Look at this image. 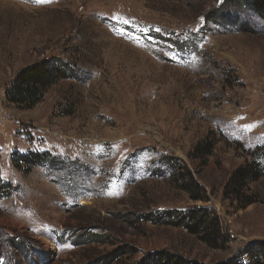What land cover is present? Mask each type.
<instances>
[{"label": "rangeland", "instance_id": "374dc122", "mask_svg": "<svg viewBox=\"0 0 264 264\" xmlns=\"http://www.w3.org/2000/svg\"><path fill=\"white\" fill-rule=\"evenodd\" d=\"M45 59L69 75L32 108L9 102L18 73ZM261 148L264 18L248 5L0 0V178L11 191L0 196V264H144L161 253L256 264L264 176L240 199L225 186L253 159L264 169ZM30 151L53 159L18 160ZM199 207L216 212L223 247L172 223Z\"/></svg>", "mask_w": 264, "mask_h": 264}, {"label": "trees", "instance_id": "16d2710c", "mask_svg": "<svg viewBox=\"0 0 264 264\" xmlns=\"http://www.w3.org/2000/svg\"><path fill=\"white\" fill-rule=\"evenodd\" d=\"M227 2L239 6L246 4L255 14L264 18V0H227ZM67 75H69V72L65 64L59 66L52 62L51 59H45L22 69L13 83L6 89V98L9 102L19 107L32 108L43 100L45 93L52 85L67 77ZM199 148L205 154H210L214 145L210 147L200 146ZM259 150H261V153L264 155V148ZM49 153V151H30L18 155L17 158L23 163L33 167L35 164L51 161L53 158L49 156ZM173 165L177 167V170L179 169V175L182 173L183 169L186 171L185 174H181L184 181L181 187L189 192L197 191V195L200 196V186L195 182L191 172L185 166H182V168L179 163ZM263 170L264 169H262L256 159H253L249 164L238 167L225 186V196L227 198L235 197L237 199L243 197L244 190L249 184L264 176ZM10 194L9 185L2 183L0 178V196H9ZM170 216L172 217V215ZM175 218L176 220L172 221V223L184 226L189 232L196 235L201 241L212 248H221L227 241L226 237L223 236V229L219 217L216 212L209 207H199L188 213H180L176 215ZM250 251L253 252V259L256 264H264V242L259 243V245L250 249ZM143 262L144 264H198L191 263L182 256L165 253H161L160 256L152 262L148 260ZM219 264L242 263L240 260H229Z\"/></svg>", "mask_w": 264, "mask_h": 264}]
</instances>
